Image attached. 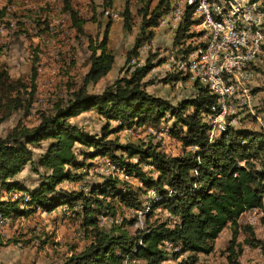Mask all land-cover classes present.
<instances>
[{"label":"trees","instance_id":"1","mask_svg":"<svg viewBox=\"0 0 264 264\" xmlns=\"http://www.w3.org/2000/svg\"><path fill=\"white\" fill-rule=\"evenodd\" d=\"M109 1L103 0L102 5ZM158 1L152 10L142 9L139 32L143 37L138 35L126 51L121 68L123 74L96 92L90 86L112 69L115 60L114 53L107 47L111 18L108 17L105 23L102 38L94 39L84 32L85 21L77 16L70 0H63L64 11L69 14L73 26L88 40V67L81 83L73 89L69 87L63 97L52 102L49 110L41 112L36 125L29 127L18 122L6 134L0 135V191L8 194L5 199L0 195L2 216H19L37 209L50 213L66 205L71 209L77 207L75 210L81 211L87 223L94 226V239L58 264H122L127 257L140 261L138 264H194L198 253L213 251L215 239L228 224L234 226L226 248L227 258L232 260L237 246L238 217L249 209H264V127L261 130L240 123L215 134L205 114L217 106V96L197 80H194L195 94L176 105L146 89L153 82L146 76L163 62L156 59V53L150 52L140 62V49L151 41L153 28L169 11L170 0ZM192 12V8H185L172 45L179 43L194 23ZM121 14L123 29L130 31L132 21L128 6ZM5 15V7H0V23L8 24L3 20ZM195 46L193 41L192 48L178 52V57L184 58L185 55L180 53L192 49L193 52L200 47ZM31 70L30 95L34 91L36 67ZM173 71L176 73L168 72L161 80L168 83L183 78L180 75L190 77L188 73ZM26 90L22 79L11 81L6 69H0V110L3 111L0 120L17 110H29L30 101L23 96ZM188 108L191 111H187ZM91 109L106 120L95 134L69 121ZM166 114L173 118L169 133L181 140L184 147H190L181 156L167 155L156 143H123L109 138V134L124 128L144 125L156 128L163 119L166 120ZM111 121L118 125L112 127ZM42 141H46V146ZM77 145L91 149L80 152L85 158L107 157L112 171L114 168L118 171V166L126 174L137 177L144 190L154 189L155 194L149 198L151 206L146 222L158 206L175 217L174 221L154 220L146 228L134 232H126L119 225L99 229L93 216L113 214L112 203L106 201L108 197H119L126 206L135 209L142 207L141 201L133 187L125 188V183L119 187L121 182L110 177L100 183L88 184V193L84 189L59 188L64 181L80 178L74 172L82 166L77 161ZM30 146L42 149V153L35 156ZM133 157H137V161H132ZM142 163L152 168L144 169ZM28 164L38 174L39 183L27 190L16 178ZM39 168L44 171L41 173ZM16 190L27 193L26 197L12 198L9 193ZM245 242L259 244L250 239ZM168 244H171L170 250L166 248ZM174 247L177 251H172ZM240 250L238 246L237 251ZM171 251L173 262L166 263ZM187 253L186 257H181Z\"/></svg>","mask_w":264,"mask_h":264},{"label":"rangeland","instance_id":"2","mask_svg":"<svg viewBox=\"0 0 264 264\" xmlns=\"http://www.w3.org/2000/svg\"><path fill=\"white\" fill-rule=\"evenodd\" d=\"M102 2L103 0H70L77 16L85 21L84 32L97 40L102 38L105 23L109 17L105 11L115 12L108 30L107 44L108 49L114 53L115 60L112 69L90 86L91 90L96 92L101 91L106 84L123 74L121 68L124 65L126 51L132 47L138 35L143 37L139 32L142 9L152 10L159 3L158 0H110L109 4L103 6ZM125 6H128L131 11L130 31H125L122 27L121 13ZM0 7H5L6 15L3 20L8 23H0V69H6L11 81L22 79L27 87L23 96L30 101L29 110L26 112L20 109L0 120V135H4L18 122L29 127L36 125L40 120L41 112L49 110L52 102L63 97L69 87L73 89L80 85L88 67L89 51L87 37L79 34L73 26L69 14L64 11L63 0H0ZM202 29L199 20H195L190 25L186 36L179 43L172 45L173 36L165 29L154 28L153 38L145 45L146 49H141L142 52H140V62L144 61L149 52L156 53V59L163 61L146 76V79L153 81L146 87L149 92L167 99L173 105L195 94L194 78L190 73H188L190 77L180 75L183 78L168 83H164L161 79L168 72L176 73L173 70L187 74L182 69L173 68L167 57L173 51L180 52L189 47L192 48L193 41L196 43L195 47L200 46L201 41L196 39L202 36ZM167 30L171 31L169 27ZM191 51L180 54L186 56ZM32 67H36V76L33 81L34 91L30 95ZM256 72H260L259 75L247 84L252 96L251 105L235 106L236 109H233L235 113L231 115L230 112V116L227 117L228 120H232L229 119L230 117H235L231 126L241 123L261 130L264 127V68L257 69ZM190 109L188 108L187 111H191ZM2 115L3 111L0 110V119ZM165 118L166 120L163 119L156 128L147 125L124 128L109 134V138H116L123 143H156L167 155L181 156L190 147H184L181 140L169 133L173 118L169 114H166ZM69 121L95 134L99 132L106 120L95 109H91L71 117ZM109 123L112 127L118 125L115 121ZM214 133L216 134V131ZM42 145L46 146V141H42ZM30 148L35 156L42 153L40 148L32 146ZM76 149L77 161L82 163V166L74 169V172L80 178L64 181L59 188L76 191L84 189L88 193V184L100 183L107 177L116 178L121 182L119 187L125 183V188L131 186L137 191L139 194L137 199L141 201L140 205L143 207L135 209L126 206L119 197H108L106 201L112 203L113 214H98L97 218L93 216L99 229L105 230L111 225H119L118 227L126 232H134L136 229L146 228V225L154 220L174 221L175 217L170 216L162 206H158L152 210L148 218L149 222H146L151 206L149 198L155 194L154 189L144 190L143 184L137 177L126 174L118 166H116L118 171L116 168L112 171L108 163L105 168L104 156L85 158L80 154L81 151H91V149L82 148L79 145ZM105 159L110 162L107 157ZM131 160L137 161V157ZM256 163L259 165V162ZM141 166L144 169L152 168L146 163H142ZM39 171L42 173L44 169L39 168ZM16 179L27 190L39 183L38 174L30 169L29 164ZM0 195L3 199L8 197L4 190L0 191ZM9 195L12 198L19 195L26 197L27 193L16 190ZM22 207L26 208L25 205ZM75 209L77 207L71 209L61 205L50 213L37 209L19 216L0 214V264H58L70 254L81 251L94 239V226L88 224L85 215ZM233 227L228 224L215 239L213 251L208 254L198 253L194 264H264V209H249L238 217L236 251L232 255V260H229L226 248L231 239ZM245 239L259 244H249L245 242ZM170 246L171 244H168L166 248L170 250ZM238 246L241 248L240 251H237ZM177 249L174 247L172 251ZM172 251L167 254L166 263L173 262ZM187 255L188 253L181 257ZM138 263L141 262L127 257L122 264Z\"/></svg>","mask_w":264,"mask_h":264},{"label":"bare ground","instance_id":"3","mask_svg":"<svg viewBox=\"0 0 264 264\" xmlns=\"http://www.w3.org/2000/svg\"><path fill=\"white\" fill-rule=\"evenodd\" d=\"M203 1L205 3V9L209 10V17L215 25H222L225 21H228V14H222L220 6H230V10L233 11V27L236 37H242V47L235 48V44H224L221 47L218 52V62H225L228 55H230V57H242V60H255L263 54V60L255 61L254 75L250 79L251 82L253 78L258 75V72H256L257 69L264 68V32H262V27H257V24H250L251 34H247L248 25L245 22L246 6L242 0H190L186 7L193 9L192 20H195L199 15L203 7ZM170 5H173V0H170ZM259 12L264 17V0L263 3H259ZM105 13L108 14L110 18L115 17V12L113 13V11L106 10ZM110 13H112V15ZM164 17H169V11L161 17L159 23H163ZM165 26L169 27L171 31L173 30V24H165ZM202 31L204 32V28ZM261 34L263 43H258L257 47L252 48V42H258ZM201 37H204V34ZM218 39H227V30H220L218 32ZM244 50L251 51L244 52ZM203 51L204 44L184 58H176L175 51L169 53L167 58L173 68H179L184 72L190 73L194 80L206 85L210 92L217 96V106L206 113L205 118L211 123L213 131L220 133L231 125L234 120L227 119V117L230 116L231 109H234L236 105L250 104L249 96H251V94L247 84H243L242 74L238 70H230L229 82H226L225 76H220V68H212V75H204V82H201V71H196L195 69H202V60L200 57H192V53ZM210 51H217V44H210ZM212 76H218L217 85L216 83H212ZM218 91L224 103L222 109L218 102ZM231 93L234 95L231 96ZM217 118L221 121L222 127L220 128Z\"/></svg>","mask_w":264,"mask_h":264},{"label":"built area","instance_id":"4","mask_svg":"<svg viewBox=\"0 0 264 264\" xmlns=\"http://www.w3.org/2000/svg\"><path fill=\"white\" fill-rule=\"evenodd\" d=\"M190 0H173V5H168L169 17H164L163 23H159L157 27L165 29V24H173V31H167L171 36L175 34L176 27L178 26L180 19L184 13L185 7ZM246 6L245 22L248 25V33L251 34L250 24H257V27H262L264 32V17L259 12V3H263V0H242ZM222 14H228V21H225L222 25L213 24L209 17V10L205 9V3L203 1V7L199 12V15L195 20H199V25L204 28V37H197L196 41H201L204 44L203 52L192 53V57H200L202 60V69H195L201 71V82H204V75H212V68H220V76H225V81L229 82V71L238 70L242 74L243 84H249L251 77L254 75V64L256 60H263V54L255 60H242V57H230L227 56L225 62H218V52L224 44H235V48L242 47V37H236V33L233 27V11L230 10V6H220ZM114 13V12H113ZM112 15V13H110ZM194 20V21H195ZM220 30H227V39H218V32ZM196 38V36H195ZM258 43H263L262 34L258 42H252V48L257 47ZM210 44H217V51H210ZM251 48V50H252ZM251 50H244V52H250ZM175 57L178 58V52L175 51ZM192 66V64H191ZM193 67V66H192ZM218 76H212V83L217 85ZM234 95L231 93V96ZM252 96H249V102H251ZM218 102L222 109L224 103L220 98V92L218 91ZM235 111L231 109V115ZM229 119H235L230 117ZM219 121V128L221 121ZM108 160L105 159L103 164L106 168Z\"/></svg>","mask_w":264,"mask_h":264},{"label":"crops","instance_id":"5","mask_svg":"<svg viewBox=\"0 0 264 264\" xmlns=\"http://www.w3.org/2000/svg\"><path fill=\"white\" fill-rule=\"evenodd\" d=\"M156 27H157V26H156ZM153 29H154V28H153ZM167 29H168V27L166 26V27H165V30L168 31ZM162 30H164V29H162ZM163 32H164V31H163ZM164 33H165V32H164ZM203 34H204V32H203ZM203 34H202V36H203ZM200 37H201V36H200ZM194 38H195V37H194ZM141 49H146V46L142 47ZM141 49H140V52H142ZM0 54H1V52H0ZM251 82H252V81H251ZM245 105H246V104H245ZM250 105H251V103L248 104V106H250ZM221 233H222V231H221Z\"/></svg>","mask_w":264,"mask_h":264}]
</instances>
